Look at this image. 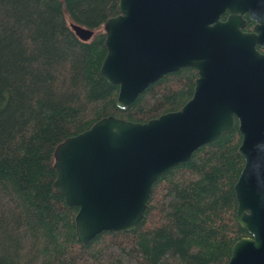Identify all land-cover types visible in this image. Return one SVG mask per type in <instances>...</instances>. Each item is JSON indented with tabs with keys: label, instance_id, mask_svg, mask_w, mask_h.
<instances>
[{
	"label": "trees",
	"instance_id": "trees-1",
	"mask_svg": "<svg viewBox=\"0 0 264 264\" xmlns=\"http://www.w3.org/2000/svg\"><path fill=\"white\" fill-rule=\"evenodd\" d=\"M118 0H0V264H227L248 233L233 186L244 165L238 122L152 186L143 223L78 242L76 207L53 183L54 149L115 115L144 123L180 109L197 70L151 84L124 109L100 73L104 21ZM74 22L94 31L88 41Z\"/></svg>",
	"mask_w": 264,
	"mask_h": 264
},
{
	"label": "water",
	"instance_id": "water-1",
	"mask_svg": "<svg viewBox=\"0 0 264 264\" xmlns=\"http://www.w3.org/2000/svg\"><path fill=\"white\" fill-rule=\"evenodd\" d=\"M248 3L118 0V13L103 23L100 67L119 87L118 108L169 73L194 68L197 77L192 96L176 111L144 123L105 116L55 147L53 187L77 208L80 244L143 223L153 183L237 120L244 165L233 186L235 218L248 236L233 243L227 264H264V54L256 48L264 33L239 29ZM69 27L82 41L94 34L74 22Z\"/></svg>",
	"mask_w": 264,
	"mask_h": 264
},
{
	"label": "flooded vegetation",
	"instance_id": "flooded-vegetation-1",
	"mask_svg": "<svg viewBox=\"0 0 264 264\" xmlns=\"http://www.w3.org/2000/svg\"><path fill=\"white\" fill-rule=\"evenodd\" d=\"M248 10L242 17L240 30L251 32L252 30H263L264 33V0H249ZM229 13L225 12L220 16L221 21H226ZM256 48L264 54V45H256Z\"/></svg>",
	"mask_w": 264,
	"mask_h": 264
}]
</instances>
